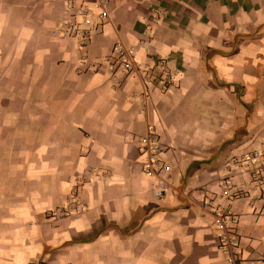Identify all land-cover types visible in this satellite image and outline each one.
I'll list each match as a JSON object with an SVG mask.
<instances>
[{"label":"crops","instance_id":"obj_1","mask_svg":"<svg viewBox=\"0 0 264 264\" xmlns=\"http://www.w3.org/2000/svg\"><path fill=\"white\" fill-rule=\"evenodd\" d=\"M85 7L80 47L58 34L63 0H0V264H226L213 209L237 222L240 264H264V203L228 163L264 145V0H116L108 23ZM117 40L138 75L113 64ZM148 130L162 200L142 170Z\"/></svg>","mask_w":264,"mask_h":264},{"label":"built area","instance_id":"obj_2","mask_svg":"<svg viewBox=\"0 0 264 264\" xmlns=\"http://www.w3.org/2000/svg\"><path fill=\"white\" fill-rule=\"evenodd\" d=\"M88 0H63L66 10L69 15L60 23L58 27V34L62 38L76 39L80 47L88 44L91 35L92 16L86 2ZM92 7L95 12V17L100 22L108 23L110 20L111 5L116 0H91ZM151 2L153 0H145ZM90 9V8H89ZM72 12H76V16H71ZM157 17L155 11L153 12V19ZM114 59L113 64L127 73L139 74V69L135 66L130 53L124 44L117 40L114 44ZM160 64L162 62L160 61ZM142 83V92L146 96L147 90L151 86L149 77H144ZM173 84L170 75L164 74L159 81L158 88L160 91H167ZM142 151V170L146 177L154 181L152 188L153 197L157 200H162L171 192L170 184L161 177L160 173L164 170V163L162 160L163 148L157 139V136L147 131V134L139 141ZM228 163L234 167L243 168L248 171L253 187L252 191L256 192L255 198L264 203V145L258 150H252L242 154L241 156L232 157ZM220 187L223 195L226 198H233L237 196L238 191H233L229 183L225 180L221 181ZM74 201L70 200L68 205L64 208L52 212V218L66 217L76 209ZM214 226L218 233L217 245L225 258L226 264H240V249L237 242V235L234 231L236 227L235 218L225 215L216 209H213Z\"/></svg>","mask_w":264,"mask_h":264},{"label":"rangeland","instance_id":"obj_3","mask_svg":"<svg viewBox=\"0 0 264 264\" xmlns=\"http://www.w3.org/2000/svg\"><path fill=\"white\" fill-rule=\"evenodd\" d=\"M19 117H20V120L23 119V118H24V120L27 119V122H29V123H27V124L25 125L26 127H28L29 129H30V127H31V128L34 127V121H35V120H34V118H33V111H32V110L26 112L25 115H23V116L20 115ZM19 117H18V118H19ZM16 119H17V118H16ZM16 131L19 132V128H17ZM21 132H22V131H21ZM21 135H23V133H22ZM32 139H33V138H32ZM72 194H75V192H73ZM62 208H64V207H62ZM59 209H61V208H58V209H55V210H50V211H48V212L46 213V216H47L48 218H52L50 214H51L52 212H55L56 210H59ZM62 218H65V217H61V218H52V219H62Z\"/></svg>","mask_w":264,"mask_h":264}]
</instances>
